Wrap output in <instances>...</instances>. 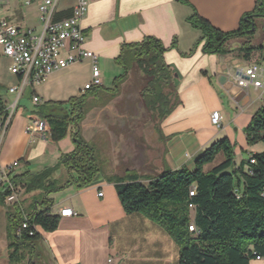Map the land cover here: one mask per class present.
<instances>
[{"label":"crops","instance_id":"obj_1","mask_svg":"<svg viewBox=\"0 0 264 264\" xmlns=\"http://www.w3.org/2000/svg\"><path fill=\"white\" fill-rule=\"evenodd\" d=\"M185 1L186 4L175 0H89L87 13L80 22L83 49L96 56L97 66L109 63L115 66L114 70H122L115 62L122 47L140 43L146 37L157 39L166 49L163 61L173 74L176 104L165 118L157 120L158 125L153 127L152 132L146 131L149 116L137 119L136 112L131 111V117H127L123 108L118 107L117 96L108 99L112 88L102 84L100 88L93 89V95L105 101L102 100L99 105L91 104L94 98L89 97V91L83 90L91 78L89 60L55 72L39 85L27 86L23 96L29 90L31 108L21 104L23 96L17 102V110L0 144V176L1 171L14 163H18L12 170L14 175L25 170L37 175L54 168L61 155L72 151L69 137L73 133L72 127L68 135L57 143L50 138L33 140L26 133L28 125L39 119L33 114L35 108L48 102L69 108L71 99L85 96L90 105L86 104L79 124L80 137L88 144L92 140L105 143L110 149L108 176L98 174L88 186L81 189L68 186L47 196L52 200L53 213L64 208L74 213L72 217L59 218L53 232L37 228L39 239L54 264H178V248L166 232L140 214H125L107 177L123 176L129 171L139 177L154 178L162 172L183 167L193 170L196 159L221 138H227L233 145L235 166L246 163L251 155L264 150L248 146L244 135L251 117L264 106V94L251 86L239 88L233 79L236 71L244 70L251 64L264 67L263 47L261 44L253 46L258 49L247 60L240 54V46L245 40L235 39L227 44L229 53L205 54L202 44L196 47L201 32L186 22L195 12L215 29L232 32L237 29L240 19L252 12L256 0ZM25 2L9 0L7 4L0 5V20L12 23L22 33L37 35L41 29L38 2L30 0L29 5ZM74 4L75 0H60L57 19L69 16ZM256 22L260 23L262 43L264 19H255L254 24ZM10 65L0 47L2 104L15 101V96L8 90L19 82V77L10 74ZM128 76L121 85L134 78L130 71ZM116 78L112 80V86ZM134 82L141 90L143 83ZM32 97L39 99L38 105L32 103ZM133 102L137 107L143 105L146 109L143 100ZM213 112L221 116L220 128L210 123ZM104 113L105 118L102 116ZM218 157L223 160L221 155ZM121 165L122 172L113 173L114 167ZM209 169L206 167V170ZM52 179L61 186L67 181L68 174L65 169L58 168ZM98 193L102 196L98 197ZM27 196H31V201L24 208L17 202L6 204V200L3 205L0 204V264H9L8 208L19 209L23 214L40 209L37 204L41 200L39 192ZM57 199H60L58 205ZM250 264H264V259Z\"/></svg>","mask_w":264,"mask_h":264},{"label":"trees","instance_id":"obj_2","mask_svg":"<svg viewBox=\"0 0 264 264\" xmlns=\"http://www.w3.org/2000/svg\"><path fill=\"white\" fill-rule=\"evenodd\" d=\"M175 1L186 4L185 0ZM255 19H264V0H256L252 12L244 15L232 32L215 29L195 12L186 22L201 32L196 47L202 44L203 53L224 55L229 53L227 44L231 40L244 39L245 45L249 44ZM257 49L241 45L240 54L248 60ZM165 52L161 42L152 37L124 45L115 60L123 74L114 80L108 99L115 98L119 84L135 68L145 80L142 94L150 92L156 99L149 104L145 102L146 108L158 121L165 118L176 104L173 74L163 61ZM84 97L71 99L69 108L48 102L33 111L37 118L48 124V136L54 143L63 140L72 127L73 149L61 155L54 168L37 175L28 170L19 175L12 172L7 175L13 189L21 188L26 195L39 192L41 199L37 202L40 209L28 214L19 209L7 210L9 264L26 261L24 252L33 249L40 238L37 231H32L33 227L48 233L57 228L59 216L52 212L53 203L47 196L68 186L77 189L88 186L100 173L95 150L80 137ZM244 135L248 146L261 143L264 147V106L251 117ZM233 148L227 138H221L203 151L193 170L183 167L162 172L154 178L139 177L126 171L123 176H111L106 180L114 186L125 214H140L166 232L178 248V264H250L257 258L264 259V150L251 155L246 163L235 166ZM218 155L223 160L206 170ZM58 168L65 169L68 174L67 181L61 186L52 179ZM191 190L194 192L192 197L189 196ZM10 194L8 187H2L0 204L3 205ZM24 222L28 226L26 230L21 229ZM189 226L194 227L192 231ZM29 232H33L32 235Z\"/></svg>","mask_w":264,"mask_h":264},{"label":"built area","instance_id":"obj_3","mask_svg":"<svg viewBox=\"0 0 264 264\" xmlns=\"http://www.w3.org/2000/svg\"><path fill=\"white\" fill-rule=\"evenodd\" d=\"M9 0H0V5L7 4ZM60 0H37L38 18L41 25L37 35L22 33L19 28L12 23L0 20V47L3 54L10 60L9 72L13 76L19 77V82L15 87H11L8 92L15 96V101L11 104L0 102V144L4 131L9 125L12 116L17 110V102L23 96L25 88L29 85H39L50 75L62 71L68 67L81 63L84 60L91 62V78L84 86L85 92L102 86L100 70L97 66V58L91 52L83 49V36L80 29V22L85 17L89 0H75L69 16L57 19L58 4ZM30 0H26L25 5H29ZM234 82L239 88L249 86L256 90H261L264 94V67L256 63L251 64L244 70L236 71L233 76ZM263 101H264V96ZM34 105L39 104L37 97L31 99ZM210 123L216 128L221 127V116L218 112H213L210 116ZM26 133L31 139L49 138V126L46 121L36 119L26 128ZM251 164L254 161L251 160ZM14 163L7 167L1 174H9L17 167ZM11 194L6 197L7 202L15 199L14 190L8 182L7 185ZM193 190L189 192L192 197ZM98 197L102 193L97 194ZM192 209V206H189ZM59 218H69L74 215L69 208L60 209L56 213ZM27 223L21 225V229L26 230ZM189 226V231L193 230ZM32 231H37L36 227ZM33 232H29L32 235ZM257 260H260L257 258Z\"/></svg>","mask_w":264,"mask_h":264},{"label":"rangeland","instance_id":"obj_4","mask_svg":"<svg viewBox=\"0 0 264 264\" xmlns=\"http://www.w3.org/2000/svg\"><path fill=\"white\" fill-rule=\"evenodd\" d=\"M255 29H254L255 31H254V34H253V39H251L249 44L245 45V42H244L242 44V46H244L245 48H248L250 46L253 47L256 44L257 45L261 44V46L263 47L262 50H264V40H263L262 43H260V36L262 34V30L260 29V23L259 22L255 23ZM113 67H115V66H112V64H109V63H104L102 65L101 64L98 65L100 73L102 72L101 73L102 84L106 88H113L112 80L114 78L118 77L119 74H123V71L121 69L115 68V70H114ZM130 72L132 74V77H134V78H129L127 83H125L123 85L119 84V86H118V90H117V94H116V96L118 97V107L119 108L120 107L123 108L122 111L124 110V112H125L127 117H129L131 115L130 114L131 111H133L134 113L136 112L135 113L136 114L135 117L137 119H141L142 116L143 117L144 116H146V117L149 116L148 117V125L149 126L147 127L146 131H148L150 133V132L153 131V127L155 125H158L157 119H155V116H154L155 114L154 115L151 114L147 108L145 109L143 107V105L137 107V105L134 104L133 101H141V100H143L144 104H145V102H146V104H149L151 102H155L156 99H155L154 96L150 95V92L149 93L148 92H146V93L144 92V94H142L143 89L146 87L144 78L141 76V74L135 68H132L130 70ZM128 77L129 76L127 75V77L125 79H127ZM134 80L143 83V87H142L141 90L137 89V87L135 86ZM139 92L141 93V96H144L143 98L140 96ZM89 97H93L94 98L95 101L93 103H91L93 105H99V104L103 103V101H105V99H103L102 97H95L93 95V92H89ZM88 101H86L85 106H86V104L90 105V103ZM21 102H22L21 104H24V106L27 109L31 108L29 90H27L25 92L24 96L22 97ZM102 116L105 118L106 114L104 113V114H102ZM139 123H140V121H139ZM85 131H87V130H85ZM70 142H71V138H70ZM89 145L95 150L97 165H98V168L100 169V173L99 174L101 176H108L107 170H109L110 164H111L110 163L111 158L108 155L109 154V150H110L109 146L107 144H105V143L96 142V141H93V140L90 141ZM251 147H259V149H261V150H263V148H264L261 143H257V144H255V145H253ZM126 158L127 157H125L124 160ZM219 162H221V158H219V157L215 158L214 162L212 164L208 165L207 167L211 168V167L217 165ZM114 168L115 169H114L113 173L118 174V172H122L123 165L117 166V167H114ZM13 173L15 174V171ZM7 175L8 174H6V172L4 174H1V176H0V189L7 185ZM14 196H15V199L12 202L5 201V203L9 204V205H11V204H13L15 202L21 203L22 207L24 208L31 201V196L24 195L23 194V190L20 189V188H16L14 190ZM59 200L60 199L56 200V205L59 204ZM24 253H25V257H26L25 260L26 261L23 264H27L29 262H31L33 264H54L52 259H51V257H50V254H49L46 246L43 244L42 241H40V239L37 240L34 243L33 249L27 250Z\"/></svg>","mask_w":264,"mask_h":264},{"label":"water","instance_id":"obj_5","mask_svg":"<svg viewBox=\"0 0 264 264\" xmlns=\"http://www.w3.org/2000/svg\"><path fill=\"white\" fill-rule=\"evenodd\" d=\"M251 31H253V32H254V27H253V25H251Z\"/></svg>","mask_w":264,"mask_h":264}]
</instances>
